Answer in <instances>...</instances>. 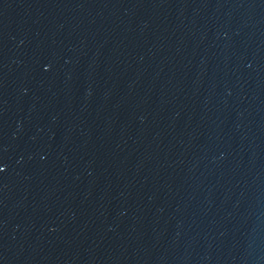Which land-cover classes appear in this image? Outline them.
Returning a JSON list of instances; mask_svg holds the SVG:
<instances>
[{
	"label": "water",
	"instance_id": "95a60500",
	"mask_svg": "<svg viewBox=\"0 0 264 264\" xmlns=\"http://www.w3.org/2000/svg\"><path fill=\"white\" fill-rule=\"evenodd\" d=\"M0 264H264V0H0Z\"/></svg>",
	"mask_w": 264,
	"mask_h": 264
}]
</instances>
